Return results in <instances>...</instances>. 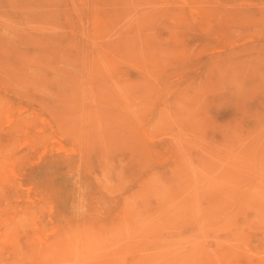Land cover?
<instances>
[{
    "label": "rangeland",
    "instance_id": "374dc122",
    "mask_svg": "<svg viewBox=\"0 0 264 264\" xmlns=\"http://www.w3.org/2000/svg\"><path fill=\"white\" fill-rule=\"evenodd\" d=\"M19 1L0 264H264V0Z\"/></svg>",
    "mask_w": 264,
    "mask_h": 264
},
{
    "label": "bare ground",
    "instance_id": "6f19581e",
    "mask_svg": "<svg viewBox=\"0 0 264 264\" xmlns=\"http://www.w3.org/2000/svg\"><path fill=\"white\" fill-rule=\"evenodd\" d=\"M20 1H21V0H20ZM20 1H19V2H20ZM41 1H42V0H41ZM46 1H47V0H46ZM85 1L87 2V0H85ZM107 1H108V0H107ZM115 1L117 2V0H115ZM121 1H122V0H121ZM121 1H120V2H121ZM125 1H127V2L129 3L128 0H125ZM130 1H131V0H130ZM132 1H134V0H132ZM163 1H164V0H162V2H163ZM165 1H166V0H165ZM31 2H32V0H31ZM31 2H30V3H31ZM34 2H35V0H34ZM48 2H49V0H48ZM50 2H51V1H50ZM59 2H61V0H59ZM123 2H124V0H123ZM123 2H122V3H123ZM127 2H125V3H126V5L128 6ZM134 2H136V1H134ZM137 2H138V0H137ZM189 2H190V0H189ZM30 3H29V6H30ZM36 3H37V1H36ZM40 3H41V2H38V4H40ZM52 3H53V1H52ZM90 3H91V2H90ZM94 3H95V2H94ZM117 3H118V2H117ZM131 3H132V2H131ZM139 3H140V2H139ZM139 3H138V5H139ZM168 3H169V2H168ZM168 3H166V4L168 5ZM184 3H185V2H184ZM31 4H32V3H31ZM85 4H86V3H85ZM109 4H110V3H109ZM123 4H124V3H123ZM123 4H121V5H123ZM166 4H165V7H167V10H168V6H166ZM21 5H22V4H21ZM23 5H24V3H23ZM33 5H35V4H33ZM48 5H49V4H48ZM48 5H47V7H48ZM52 5H53V4H52ZM52 5H50V6H52ZM62 5H63V4H62ZM62 5H61V6H62ZM81 5H82V4H81ZM121 5H120V6H121ZM163 5H164V4H163ZM40 6H41V5H40ZM42 6H43V4H42ZM50 6H49V8H50ZM54 6H56V5H54ZM63 6H64V5H63ZM63 6H62V7H63ZM86 6H87V4H86ZM95 6H96V5H95ZM127 6H125V7H127ZM135 6H136V5H135ZM31 7H33V6H31ZM34 7H35V6H34ZM34 7H33V8H34ZM70 7H71V4H70ZM93 7H94V6H93ZM109 7H110V6H109ZM115 7H116V6H115ZM130 7H132V5H130ZM133 7H134V6H133ZM33 8H32V9H33ZM36 8H37V7H36ZM36 8H35V9H36ZM52 8H53V7H52ZM54 8L56 9V7H54ZM80 8H81V7H80ZM83 8H84V7H83ZM113 8H114V7H113ZM116 8H121V7H116ZM116 8H115V9H116ZM135 8H137V6H136ZM30 9H31V8H30ZM35 9H34V10H35ZM64 9H65V8H64ZM97 9L99 10V8H96L95 10H97ZM104 9H106V8H104ZM121 9H122V8H121ZM125 9H128V8H124V10H125ZM196 9H197V7H196ZM199 9H200V7H199ZM84 10H86V9H83V11H84ZM95 10H93V12H94ZM98 10H97V11H98ZM102 10H103V9H102ZM102 10H101V11H102ZM122 10H123V9H122ZM169 10H170V9H169ZM43 11H44V9H43ZM50 11H51V10H50ZM65 11H66V10H65ZM109 11H110V9H109ZM126 11H127V10H126ZM129 11H130V8H129ZM163 11H164V10H163ZM165 11H166V10H165ZM193 11H194V10H193ZM32 12H33V11H32ZM54 12H55V11H54ZM119 12H120V10H119ZM121 12H122V11H121ZM160 12H162V11H160ZM33 13H35V12H33ZM36 13H37V11H36ZM43 13H44V12H43ZM48 13H50V12H48ZM78 13H79V12H78ZM82 13H83V12H82ZM82 13H81V14H82ZM90 13H91V12H90ZM90 13H89V14H90ZM99 13H100V11H99ZM125 13H126V12H125ZM164 13H165V12H164ZM22 14H23V13H22ZM24 14H25V13H24ZM40 14H42V13H40ZM55 14H56V13H55ZM55 14L52 13L53 16H54ZM61 14H62V13H61ZM67 14H68V13H67ZM115 14H116V12H115ZM115 14H114L113 16L116 17L118 14H117V15H115ZM168 14H169V12L167 13V15H168ZM33 15H34V14H33ZM44 15H45V13H44ZM47 15H48V14H47ZM50 15H51V14H50ZM83 15H84V14H83ZM110 15H111V14H110ZM167 15H166V16H167ZM18 16H19V15H18ZM18 16H17V17H18ZM22 16H23V15H21V17H22ZM55 16H56V15H55ZM85 16H86V15H85ZM85 16H84V17H85ZM119 16H120V13H119ZM161 16H163V15L161 14ZM33 17H35V16H33ZM37 17H38V15H37ZM37 17H36V18H37ZM39 17H41V15H40ZM46 17H49V16H46ZM46 17H45V18H46ZM68 17H69V15H68ZM89 17H90V16H89ZM94 17H97V15H96V16L94 15ZM121 17H123V16H121ZM25 18H26V17H25ZM30 18H31V17H30ZM45 18H44V19H45ZM52 18H53V17H52ZM52 18H51V19H52ZM55 18H56V17H55ZM69 18H70V17H69ZM76 18H77V17H76ZM79 18H80V17H79ZM110 18H111V17H110ZM16 19H18V18H16ZM56 19H57V18H56ZM86 19H87V18H86ZM118 19H119V18H118ZM118 19H117V20H118ZM124 19H125V17H124ZM14 20H15V19H14ZM23 20H24V19H23ZM26 20H27V19H26ZM37 20H38V18H37ZM111 20H113V19L111 18ZM111 20H110V21H111ZM114 20H115V19H114ZM20 21H21V20H20ZM57 21H58V20H57ZM77 21H78V20H77ZM80 21H81V20H80ZM124 21H125V20H123V22H124ZM30 22H31V21H30ZM44 22H45V21H44ZM66 22H67V21H66ZM92 22H93V21H92ZM94 22H95V21H94ZM96 22H97V21H96ZM114 22H116V20H115ZM114 22H113V23H114ZM119 22H120V21H119ZM202 22H203V21H202ZM22 23H23V22H22ZM33 23H34V22H33ZM54 23H55V22H54ZM29 24H30V23H29ZM47 24H48V23H47ZM58 24H59V23H58ZM66 24H67V23H66ZM91 24H92V23H91ZM114 24H115V23H114ZM116 24H117V23H116ZM203 24H204V23H203ZM19 25H20V24H19ZM36 25H37V23H36ZM42 25H43V24H42ZM67 25H68V24H67ZM72 25H73V24H72ZM111 25H112V24H111ZM117 25H118V24H117ZM17 26H18V25H17ZM46 26H47V25H46ZM46 26H45V27H46ZM106 26H107V24H106ZM106 26H105V27H106ZM10 27H11V26H10ZM22 27H23V26H22ZM37 27H38V25H37ZM37 27H36V28H37ZM55 27H56V26H55ZM58 27H59V26H58ZM58 27H57V29H58ZM73 27H74V26H73ZM75 27H76V26H75ZM107 27H108V26H107ZM107 27H106V28H107ZM113 27H114V26H113ZM115 27H116V26H115ZM14 28H15V27H14ZM46 28H47V27H46ZM53 28H54V27H53ZM62 28H63V27H62ZM78 28H79V27H78ZM95 28H96V27H95ZM122 28H123V27H122ZM126 28H127V27H126ZM12 29H13V28H12ZM17 29H19V28L17 27ZM20 29H21V28H20ZM28 29H29V28H28ZM31 29H32V28H31ZM41 29H42V28H41ZM50 29H51V28H50ZM59 29H60V28H59ZM63 29H64V28H63ZM68 29H69V27H68ZM91 29H92V28H91ZM114 29H115V28H114ZM21 30H22V29H21ZM34 30H35V28H34ZM48 30H49V29H48ZM61 30H62V29H61ZM81 30H82V29H81ZM105 30H107V29H105ZM10 31H11V30H10ZM13 31H14V30H13ZM13 31H12V32H13ZM18 31H19V30H18ZM49 31H50V30H49ZM55 31H56V29H55ZM64 31H65V30H64ZM71 31H73V30H71ZM110 31H111V29H110ZM110 31H109V29H108L107 33L110 32ZM115 31H116V30H115ZM115 31H114V32H115ZM118 31H119V30H118ZM12 32H11V34H13ZM24 32H25V31H24ZM34 32L36 33V30H35ZM73 32H74V31H73ZM116 32H117V31H116ZM14 33H15V32H14ZM17 33H18V32H17ZM21 33H22V32H21ZM21 33H20V35L22 36ZM25 33H26V32H25ZM25 33H24V34H25ZM30 33H31V32H29V34H30ZM41 33H42V32H41ZM59 33H60V32H59ZM61 33H62V32H61ZM61 33H60V34H61ZM69 33H71V32H69ZM80 33H81V32H80ZM86 33H87V32H86ZM95 33H96V32H95ZM111 33H112V32H111ZM111 33H109V34H111ZM119 33H121V31H120ZM9 34H10V33H9ZM11 34H10V35H11ZM26 34H27V33H26ZM44 34H46V33H44ZM50 34H51V33H50ZM52 34H53V33H52ZM67 34H68V33H67ZM78 34H79V33H78ZM78 34H77V35H78ZM81 34H82V33H81ZM81 34H80V36H81ZM18 35H19V34H18ZM36 35H39V31H38V34H36ZM72 35H73V34H72ZM75 35H76V34H75ZM77 35H76V36H77ZM84 35H85V33H84ZM14 36H15V34H14ZM21 36H20V37H21ZM46 36H47V35H46ZM46 36H45V37H46ZM52 36H53V35H52ZM65 36H67V35H65ZM78 36H79V35H78ZM106 36H107V35H106ZM15 37H16V36H15ZM17 37H18V36H17ZM38 37H39V36H38ZM38 37H37L36 39H40V38H38ZM45 37H43V35H42V38L45 39ZM48 37H49V35H48ZM48 37H47V38H48ZM81 37H82V36H81ZM107 37H108V36H107ZM107 37H105V38H107ZM18 38H19V37H18ZM53 38H54V37H53ZM82 38H83V37H82ZM21 39H22V38H21ZM33 39H34V38H33ZM56 39H57V38H56ZM65 39H66V38H65ZM67 39H68V38H67ZM71 39H72V38H71ZM8 40H9V38H8ZM8 40L6 39L5 41H6V42H9ZM24 40H25V39H24ZM24 40H22V41L24 42ZM53 40H54V39H53ZM69 40H70V39H69ZM93 40H95V39H93ZM18 41H20V39H19ZM18 41H16V42H18ZM34 41H35V40H34ZM36 41H37V40H36ZM40 41H42V40L40 39ZM43 41H44V40H43ZM71 41H72V40H71ZM89 41H90V40H89ZM89 41H88V42H89ZM100 41H103V40H100ZM100 41H99V42H100ZM47 42H48V41H47ZM55 42H56V41H55ZM75 42H76V40H75ZM81 42H82V41H81ZM85 42H86V41H85ZM116 42H119L118 39H117ZM18 43H19V42H18ZM18 43H17V44H18ZM20 43H21V42H20ZM38 43H40V42H38ZM45 43H46V42H45ZM49 43L51 44V42H49ZM52 43H53V42H52ZM59 43H60V42H59ZM64 43H65V42H64ZM72 43H73V42H72ZM105 43H106V42H105ZM105 43L102 42V43H100V44L105 45ZM110 43H111V42H110ZM114 43H115V42H114ZM6 44H7V43H6ZM15 44H16V43H15ZM34 44H35V43H34ZM42 44H43V43H42ZM42 44H41V45H42ZM96 44H97V43H96ZM96 44H95V45H96ZM100 44H99V45H100ZM37 45H38V44H37ZM45 45H46V44H45ZM57 45H58V42H57ZM73 45H74V44H73ZM75 45H76V44H75ZM85 45H86V43H85ZM97 45H98V44H97ZM99 45H98V46H99ZM110 45H111V44H110ZM116 45H117V44H116ZM4 46H5V44H4ZM50 46H51V45H50ZM50 46H49V48H50ZM65 46H66V45H65ZM101 46H102V45H101ZM108 46H109V43H108ZM10 47H11V46H10ZM33 47H34V46H33ZM35 47H36V45H35ZM35 47H34V48H35ZM38 47H39V45H38ZM41 47H42V46H40V48H41ZM47 47H48V46H46L45 48H47ZM60 47H61V46H60ZM67 47H68V46H67ZM84 47H85V46H84ZM84 47H83V48H84ZM88 47H89V46H88ZM102 47H103V46H102ZM31 48H32V47H31ZM42 48H43V47H42ZM54 48H55V47H54ZM77 48H78V47L76 46V49H77ZM81 48H82V47H81ZM92 48H93V47H92ZM92 48H91V49H92ZM103 48H104V47H103ZM108 48H109V47H108ZM111 48L113 49V46H112ZM7 49H8V48H7ZM36 49H37V48H36ZM47 49H48V48H47ZM52 49H53V47H52ZM62 49H63V48H61V50H62ZM112 49H111V51H112ZM114 49H115V48H114ZM8 50H9V49H8ZM11 50H12V48H11ZM13 50H14V49H13ZM73 50H74V49H73ZM116 50H117V49H116ZM116 50H115V51H116ZM69 51H70V50H69ZM84 51H85V50H84ZM111 51H110V52H111ZM16 52H17V51H16ZM19 52H20V51H18L17 53H19ZM35 52H36V51H35ZM53 52H55V51H53ZM76 52L78 53V51H76ZM82 52H83V51H82ZM88 52H89V51H88ZM88 52H87V53H88ZM105 52L108 53V51H105ZM116 52H117V51H116ZM7 53H8V52H7ZM9 53H11V52H9ZM12 53H14V52L12 51ZM12 53H11V54H12ZM22 53L24 54V53H26V52H22ZM36 53H37V52H36ZM40 53H41V52H40ZM40 53H39V54H40ZM67 53H68V52H67ZM67 53H66V54H67ZM69 53H70V52H69ZM97 53H98V52H97ZM113 53H114V52H113ZM0 54H1V53H0ZM3 54H4V53H3ZM58 54H59V53H58ZM63 54H64V53H63ZM66 54H65V55H66ZM111 54H112V53H111ZM4 55H5V54H4ZM14 55H15V54H13L12 56L14 57ZM41 55H42V53H41ZM67 55H68V54H67ZM69 55H70V54H69ZM72 55H73V54H72ZM72 55H71L70 57H72ZM80 55H81V53H80ZM102 55H103V53L101 54V56H102ZM104 55H105V54H104ZM7 56H8V54H7ZM7 56H6V57H7ZM10 56H11V55H10ZM17 56H18V55H17ZM32 56H33V55H32ZM38 56H39V55H38ZM56 56H57V55H56ZM61 56H62V54H61ZM87 56L89 57V55H87ZM95 56H96V55H95ZM101 56H100V57H101ZM113 56H114V55H113ZM6 57H4V58H6ZM29 57H30V56H29ZM29 57H28V58H29ZM41 57H44V56H41ZM46 57H48V55H46ZM46 57H45V58H46ZM51 57H52V56H51ZM67 57H68V56H67ZM70 57H69V58H70ZM74 57H75V56H74ZM28 58H27V59H28ZM48 58H50V57H48ZM48 58H46L45 61H47ZM91 58H92V57H91ZM113 58H114V57H113ZM18 59H19V58H18ZM23 59H24V58H23ZM53 59H54V58H53ZM53 59H52V60H53ZM78 59H79V58H78ZM101 59H102V58H101ZM105 59H106V58H105ZM1 60H3V59H1ZM6 60H8V59H6ZM15 60H16V59H15ZM19 60H20V59H19ZM54 60H55V59H54ZM64 60H65V59H64ZM82 60H83V59H82ZM88 60H89V59H88ZM93 60H95V59L93 58ZM93 60H92V61H93ZM96 60H97V59H96ZM13 61H14V60H13ZM22 61H24V60H22ZM22 61H21V62H22ZM36 61H37V60H36ZM41 61L44 62L43 60H41ZM49 61L51 62V58H50ZM76 61H77V60H76ZM79 61H80V60H79ZM79 61H77V62H79ZM84 61H85V60H84ZM18 62H19V61H18ZM21 62H20V63H21ZM52 62H54V61H52ZM52 62H51V63H52ZM85 62H86V61H85ZM94 62H95V61H94ZM22 63H23V62H22ZM22 63H21V64H22ZM73 63H75V62H73ZM73 63H72V64H73ZM82 63H83V62H82ZM21 64H20V65H21ZM72 64H71V65H72ZM86 64H87V63H86ZM88 64H89V63H88ZM88 64H87V65H88ZM90 64H91V63H90ZM18 65H19V63H18ZM71 65H70V66H71ZM95 65H96V64H95ZM80 66H81V64L78 65V67H80ZM92 67H93V66H92ZM136 118H137V117H136ZM76 173H77V172H76ZM163 189H164V188H163ZM163 198H164V197H163ZM166 198H167V197H166ZM195 201H196V200H195ZM161 204H162V203H161ZM191 206H192V205H191ZM224 218H225V217H224ZM176 220H177V219H176ZM147 222H148V221H147ZM140 223H141V222H140ZM145 223H146V222H145ZM142 225H143V224H142ZM144 226H145V225H144ZM166 226H167V225H166ZM143 229H144V228H143ZM160 230H161V229H160ZM143 231H144V230H143ZM217 233H218V232H217ZM128 242H129V241H128ZM102 251H103V250H102ZM91 253H92V252H91ZM174 254H175V253H174ZM98 259H99V258H98Z\"/></svg>",
    "mask_w": 264,
    "mask_h": 264
}]
</instances>
